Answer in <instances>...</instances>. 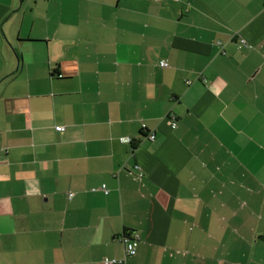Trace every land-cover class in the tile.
Listing matches in <instances>:
<instances>
[{
  "label": "crops",
  "instance_id": "0c3cea01",
  "mask_svg": "<svg viewBox=\"0 0 264 264\" xmlns=\"http://www.w3.org/2000/svg\"><path fill=\"white\" fill-rule=\"evenodd\" d=\"M107 257L264 264V0H0V264Z\"/></svg>",
  "mask_w": 264,
  "mask_h": 264
},
{
  "label": "built area",
  "instance_id": "2783aa9c",
  "mask_svg": "<svg viewBox=\"0 0 264 264\" xmlns=\"http://www.w3.org/2000/svg\"><path fill=\"white\" fill-rule=\"evenodd\" d=\"M156 2H161L163 0H155ZM175 1H179V0H175ZM161 66H167L168 63L166 61H161L160 62ZM173 119V127L177 126V121H176V116H172ZM144 128H146V125H143ZM57 130H63L64 126H57L56 127ZM148 138L154 140L156 135L154 131H150L148 133ZM123 141H127V142H131V138L130 137H122ZM101 189L106 190V187H102ZM124 241L126 242V255H134L136 253V242L135 241H130L128 238H124ZM105 264H122L123 263V259H117V258H110L107 257L104 259Z\"/></svg>",
  "mask_w": 264,
  "mask_h": 264
}]
</instances>
